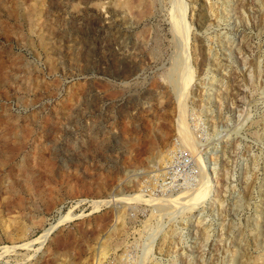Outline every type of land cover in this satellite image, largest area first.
Listing matches in <instances>:
<instances>
[{
	"label": "rangeland",
	"instance_id": "374dc122",
	"mask_svg": "<svg viewBox=\"0 0 264 264\" xmlns=\"http://www.w3.org/2000/svg\"><path fill=\"white\" fill-rule=\"evenodd\" d=\"M243 261L264 264V0H0V264Z\"/></svg>",
	"mask_w": 264,
	"mask_h": 264
},
{
	"label": "bare ground",
	"instance_id": "6f19581e",
	"mask_svg": "<svg viewBox=\"0 0 264 264\" xmlns=\"http://www.w3.org/2000/svg\"><path fill=\"white\" fill-rule=\"evenodd\" d=\"M179 29V28H178ZM177 30V29H176ZM178 31H181V30H178ZM183 32V31H182ZM178 34H179V36H180V38H181V40H182V42H181V44L183 45L184 44V46L183 47H185V44H186V38H185V35L186 34H184V33H180V32H178ZM178 36V35H177ZM179 40V39H178ZM180 40V41H181ZM178 75V74H177ZM181 133V132H180ZM185 135V134H184ZM184 135H182V136H180V137H182L183 138V136ZM181 140H183V143H182V145L183 146H185L188 150H190V151H192L193 149H194V145H193V143H192V141L190 140V138L187 136V138H184V139H181ZM172 160H173V158H172ZM193 160V159H192ZM204 169V168H203ZM205 171V170H204ZM192 172H194V174L196 173L195 172V168H194V166H193V169H192ZM204 173V172H203ZM202 173V174H203ZM200 175H201V173H200ZM202 177H203V180H202V184L199 186L200 188L197 190V192H196V190L194 191V192H192V193H189V191L187 192V193H185V194H183L181 197H180V199H181V201H183V202H187V203H193V204H191V205H196L197 203H199L201 200H204V199H206V197H207V195H208V193L210 192V186L209 187H206V184H207V177H206V175H202ZM196 192V193H195ZM179 200V199H178ZM168 204V203H167ZM191 205L189 206V207H191ZM188 208V207H187ZM189 209H191V208H189ZM57 225H55V226H52V227H50V228H48V229H46V230H44L41 234H40V236L37 238V239H35L36 241H39V243L42 245L44 242H45V239L48 237V235L52 232V230L56 227ZM105 248L106 247H102V252L101 253H105ZM257 259V258H256ZM263 259V258H262ZM261 259V260H262ZM241 262V261H240ZM241 264H249L248 262H246V261H243ZM262 264V263H261Z\"/></svg>",
	"mask_w": 264,
	"mask_h": 264
},
{
	"label": "built area",
	"instance_id": "2783aa9c",
	"mask_svg": "<svg viewBox=\"0 0 264 264\" xmlns=\"http://www.w3.org/2000/svg\"><path fill=\"white\" fill-rule=\"evenodd\" d=\"M170 168L172 171L182 175H189L192 171L190 160L186 156L177 158L173 164H171Z\"/></svg>",
	"mask_w": 264,
	"mask_h": 264
},
{
	"label": "water",
	"instance_id": "95a60500",
	"mask_svg": "<svg viewBox=\"0 0 264 264\" xmlns=\"http://www.w3.org/2000/svg\"><path fill=\"white\" fill-rule=\"evenodd\" d=\"M54 230H55V229H54ZM54 230H53V231H54ZM51 233H52V232H51Z\"/></svg>",
	"mask_w": 264,
	"mask_h": 264
}]
</instances>
